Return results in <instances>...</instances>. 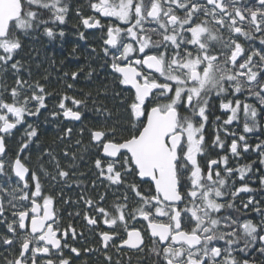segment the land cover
<instances>
[{"label":"snow or ice","instance_id":"6c2138e0","mask_svg":"<svg viewBox=\"0 0 264 264\" xmlns=\"http://www.w3.org/2000/svg\"><path fill=\"white\" fill-rule=\"evenodd\" d=\"M90 8L103 18L117 21L106 26L103 52L108 56L111 47L110 66L118 74V83L130 86L126 88L130 95L121 101L126 104V124L89 129V144L75 142L81 153L94 146L99 177L109 186L125 187L135 198L130 207L132 202L127 192L123 193L109 205L111 211L101 206L107 193L95 201L84 200L95 214H85L90 226L97 225L95 216L113 226L111 232L100 233L103 248L107 250L113 242L111 247L117 253L124 246L144 253L147 235L153 264H256L250 257L252 252L264 256V222L257 225L245 220L241 224L224 214L236 209L240 193L254 191L247 183L235 187L236 181L231 179L238 173L239 180L244 181L252 164L233 169L228 167L227 155L211 159L204 132L213 96L235 97L247 92L264 106V0H97ZM67 12L63 0H0V71L10 68L17 73L11 88L0 83V217H4L10 234L0 236V242L11 247L16 238L19 244V254L6 264H37L38 257L52 255L57 259H42V264H71L63 249L69 248L77 257L81 254L67 243L69 234L75 239L76 229L71 224L61 226L54 197L44 194L40 176L28 166L30 158L27 162L21 158L34 139H39L38 128L27 123L26 117H39L52 93L39 80L21 79L18 74L23 65L14 60L23 47L22 35L43 28L50 38L63 37V31L57 33L48 25L64 23ZM82 23L86 28L104 27L94 17L83 18ZM80 35L83 38L84 34ZM257 41L259 47L255 46ZM79 74L73 71L71 77L76 79ZM44 79L47 81L46 76ZM101 94H108L106 85L97 91V97ZM68 99L63 96L57 107L65 118L80 121L82 113L65 106ZM72 103L86 107V101L73 98ZM220 107L230 115L216 129L211 147L224 148L223 129L225 135L235 137L230 144L233 156H240L241 150H253L264 164V141L253 148L245 135L237 137L226 127L240 119L242 110L243 132L252 133L257 128V108L240 99L222 101ZM96 111L112 116L103 104ZM25 124L20 148L14 159L9 158L5 137ZM71 132L67 129L65 135L70 137ZM64 155L73 161L69 170L83 158L77 152L66 151ZM44 156L54 163L55 176L44 168ZM38 160L42 174L53 181L57 176L69 177V171L60 167L51 151L42 153ZM260 182L264 185V177ZM144 183L152 187L142 189ZM92 184L95 187V181ZM256 204L249 198L242 206L248 209ZM254 210L264 216L258 206ZM6 211L11 212V222H7ZM137 217L147 222L144 232L127 228V219ZM118 224L127 239L119 234ZM117 239L119 244L114 243ZM93 251L97 250L85 249L86 254ZM246 255L249 258L238 259ZM105 256L108 264H113L107 251Z\"/></svg>","mask_w":264,"mask_h":264},{"label":"flooded vegetation","instance_id":"af4514ba","mask_svg":"<svg viewBox=\"0 0 264 264\" xmlns=\"http://www.w3.org/2000/svg\"><path fill=\"white\" fill-rule=\"evenodd\" d=\"M64 3L67 4L68 12L65 18L64 23H56L53 25L50 23L48 26L53 27L54 31L57 33L59 31H63V37L57 35L54 38H50L44 34L43 28L38 31L31 33H38V39L32 41H38L40 45H47L50 48L51 59L53 60V79L50 80L55 86L54 88L60 89L59 92L63 94V96H68L69 99L65 100V106L67 108H72L73 111H82L86 108L84 105L74 106L72 103V99L82 100L79 97L74 96L75 92L83 93L84 89L87 91L88 84L90 82L89 72H92L91 76L98 75L101 77L100 81L102 82H113L117 83L118 87L121 89L124 88L126 91L127 87L118 83V74L114 73V70L111 68L112 63V51L110 47L109 55L106 56L103 52V48L105 47L104 41L106 40V26L116 24L117 21L114 18H103L100 14L96 13L95 10L90 8V3L97 2V0H63ZM179 14V13H178ZM86 17H94L95 19H100L101 26L104 27H95V28H86L82 20ZM120 26L124 27L123 22H120ZM80 33H83V38ZM227 35V34H226ZM240 42L244 44L245 48L248 47V44L245 43L244 39L241 38ZM256 47H259V42L257 41L255 44ZM83 53L84 59L79 60V54ZM93 54L95 56L93 67L89 70V59L86 58V54ZM76 56V57H74ZM63 60L61 61L58 60ZM79 60V61H77ZM73 61H77L75 64L76 71H79L80 74L76 79L71 77L72 70L69 68L72 65ZM98 67V72H95V67ZM82 70V71H81ZM65 73H68L65 76ZM71 85V87H68ZM46 88V87H45ZM47 90V89H46ZM48 91V90H47ZM247 92L243 94H237L235 97L231 95L223 96V97H215L213 96L210 100L208 106V122L205 125V140L206 144L209 146L207 151L210 154L211 159H219L222 156L227 155L229 157L228 167H232L236 169L239 165L244 164H252V171L247 173L244 181H240L238 178V173L234 174L231 178L236 181L235 187H240L242 183H247L254 191L252 193H240L238 198L235 201L236 205H239L238 208L241 207L240 211H237L236 214H231L230 212L224 213L225 215L232 216L233 219L239 220L242 224L245 220H251L253 223L259 225L260 222H264V216L261 213L256 212L254 210L255 206H258L261 210L264 211V200H257L256 196H258V192L263 189L264 185L261 184V177H264V164L260 163L261 157L253 150L249 152L240 151V156H233L230 152V144L233 136L225 135L223 129H221L220 135L221 139L224 141V148H212L211 144L216 135V129L221 128L222 122L227 119V112L225 109L220 107L221 102H227L229 99H239L241 97L244 101H249L247 97ZM74 96V97H73ZM242 102V103H243ZM87 106V105H86ZM59 109V108H58ZM60 110V109H59ZM218 110L220 114V120H213L210 117L212 111ZM61 111V110H60ZM61 116L63 119H58L59 122L66 124V129H71L72 133H74V128L76 127L77 140H80L83 144L90 142V135L87 126H84L83 123H87L88 121H84V116L82 113V119L79 122L73 120H67L64 118L61 112ZM264 124V123H263ZM262 124V129H263ZM19 127V126H18ZM228 132L235 133L238 137L239 135H245L248 143L253 146L255 144L264 141V135L256 133L257 131H253L252 133L245 134L243 132V127H240L239 124L234 121L231 125L226 126ZM83 130V131H81ZM15 130H13L14 132ZM264 131V129H263ZM12 132V133H13ZM62 142L61 150H51L55 159L59 160L60 167L64 170L69 171V177L66 179H61L58 176L56 180L53 181L51 176L56 175V169L54 163H50V158L44 156L43 165L44 168L51 174V176H44L38 167L39 160L38 158L41 156L40 154L46 153L41 152L38 153V158L32 159L34 156L33 152L27 150L24 153H21V158L25 159L30 158L31 163L28 164L30 169H34L37 172V175L40 176L42 190L45 195H52L54 197L53 207L57 212V216L59 217V223L63 228H67L69 224H71L77 232L75 239L71 237L67 238V243L71 247H76L80 250V256L77 257L75 254L70 252L69 248L63 249V256L66 258H70L71 264H108L105 256V251H107V255L112 257V262L115 264L116 261H119L120 264H153V259L148 253V248L151 247V242L148 240L147 235H145V244L147 247L145 248L144 253L137 252L135 250H130L128 246L121 248L120 252L117 253L116 249L110 247L105 250L102 246V237L100 233L104 231L111 232L112 227L110 225L103 224V217L95 216L98 223L97 225H89L87 220L85 219V214L88 216H94L93 210L84 203V200L91 198L94 201L99 198V195L102 193H107L106 201L101 203V206L108 208L111 211L109 205L117 199V197H121L123 193L127 192L129 196L130 207L135 203V198L133 194L128 191L125 187L122 186H109L108 182L103 178L99 177L98 172L94 167V160L97 158V154L94 150H89L87 153H81L80 146L76 145V141L73 142L71 136L61 137ZM7 136L5 137V145L6 152L9 158L14 159L16 154L15 152L8 151L7 146ZM72 140V141H71ZM239 143V142H238ZM73 146V147H72ZM76 148V150H74ZM239 150V149H238ZM77 152L78 157L83 155L82 159H77L75 162V167L69 170V165L73 163V161L64 155V152ZM103 159V157H100ZM255 158V160H253ZM201 166L204 167V160L200 159ZM258 164V165H257ZM221 173L223 174V165H221ZM131 179V178H130ZM256 180V181H255ZM95 181V187H93L92 182ZM139 183V181H136ZM231 183V180L229 181ZM15 181H13V184ZM31 183V182H30ZM142 189H147L152 187L149 183H144L141 185ZM234 190V188H233ZM251 198L253 201L257 202L256 205H249L248 209H244L242 204L246 203L248 199ZM30 207V205H26ZM6 209L9 207L7 205V201L5 200ZM7 217V222H11L13 219L11 212L6 211L4 214ZM146 221L143 220L142 217H137L136 220L127 219V228L128 230H132L133 228L140 229L144 232ZM119 229V234L127 239L126 232L123 230L122 226L118 224L115 226ZM22 235V233H20ZM243 235L242 231L239 233ZM264 234V233H261ZM9 232L6 227V222L4 217H0V236H9ZM63 243V241H62ZM114 243L119 244L120 240L117 239ZM223 245V242H220ZM243 245L241 244V247ZM85 249H96L97 251H93L91 253H85ZM19 254V244L18 240L14 238V243L11 247L4 245L0 242V264H6V261H10L14 259L15 256ZM52 258L53 260L57 259L55 255L51 257L43 256L37 258V264H42V259ZM239 258H249L247 255ZM250 259L255 260L256 264H264V256H260L258 252H252Z\"/></svg>","mask_w":264,"mask_h":264},{"label":"trees","instance_id":"16d2710c","mask_svg":"<svg viewBox=\"0 0 264 264\" xmlns=\"http://www.w3.org/2000/svg\"><path fill=\"white\" fill-rule=\"evenodd\" d=\"M48 18L47 15L44 17ZM38 33H29L26 36L22 35L20 37L23 47L19 50L18 54L14 57V60H19L23 67L20 69L19 77L21 79H28L29 82L34 80H39L40 83L44 84L48 92L52 93L51 96L46 98L47 109H41V114L39 117H26L27 123L33 124L38 128L39 139L33 141L30 144L29 151L33 152L34 156L32 159L38 158V153L51 151V150H61L62 139L65 138V129L66 124L59 122L58 119H63L61 116V111L58 109V105L63 97V94L59 92L60 89H55L53 86V82L50 81L53 79V60L51 59V50L47 45H40L38 41H32L38 39ZM84 54H79V60L84 59ZM76 57V56H74ZM86 58L89 59L88 66L89 70L93 67V63L95 60V56L93 54H86ZM77 60V61H79ZM58 61H62L61 58ZM77 61H73L69 70L76 71L75 64ZM92 63V64H91ZM95 72H98V67H95ZM30 73V76H29ZM47 77V81H45L44 77ZM17 78V73H15L10 68L6 71H0V83L7 85L9 88L14 86L15 79ZM90 82L88 84L87 91L84 89L83 93H77L74 91V96L79 97V99H83L86 101V108L82 111L84 121L87 123H83L84 126H87V129H95L100 127L101 125L107 124L111 126L114 123L126 124L127 122V112H126V104L121 103L122 100H126V98L130 95L129 92L125 91L124 88L121 89L118 87L117 83L113 82H102L100 81L101 77L98 75H93L89 77ZM107 86V95L101 94L97 97V91L102 87ZM88 93H91L92 96L89 98L87 96ZM115 93H120L119 96L115 95ZM73 96V97H74ZM68 97V96H67ZM249 101H244L249 104H252L257 108V128L256 133L264 135V131L262 129V124L264 123V106L260 105L258 100L254 96L247 95ZM5 98H8V94H5ZM239 99L243 102V99L239 97ZM95 100V104L93 103ZM107 107V109L112 113L111 118H108L102 111L97 112L96 109L101 105ZM52 112H57V116H52ZM220 111L214 110L212 111L210 118L215 120L218 117ZM240 119L236 121L240 127H243L244 118L243 111L241 110L239 113ZM27 125L19 126L10 136H7V148L10 152L17 153L20 148L21 137L23 136L24 128ZM74 133L71 134V139L73 142L76 141L77 133L76 127L74 128ZM72 141V140H71ZM89 144V142L84 143ZM73 147V146H72ZM76 150V148H74ZM94 150V146L89 149ZM41 155V154H40ZM255 160V158H253ZM258 165V164H257ZM256 181V180H255ZM261 191L258 192V196H256L257 200H264V187H262ZM239 205H236L235 210H229L231 214H236L237 211L241 210V207L238 208ZM263 211V210H262ZM260 224L262 223L261 221Z\"/></svg>","mask_w":264,"mask_h":264},{"label":"water","instance_id":"95a60500","mask_svg":"<svg viewBox=\"0 0 264 264\" xmlns=\"http://www.w3.org/2000/svg\"><path fill=\"white\" fill-rule=\"evenodd\" d=\"M65 118V117H64ZM65 119H67V120H73V119H71V118H65ZM73 121H76V120H73ZM76 122H79V121H76ZM263 129H264V124H263ZM145 179H147V178H145ZM125 247V246H124Z\"/></svg>","mask_w":264,"mask_h":264},{"label":"rangeland","instance_id":"374dc122","mask_svg":"<svg viewBox=\"0 0 264 264\" xmlns=\"http://www.w3.org/2000/svg\"><path fill=\"white\" fill-rule=\"evenodd\" d=\"M226 112H227V114H226L227 116L230 115V112H229L228 110H226ZM239 113H240V112H239Z\"/></svg>","mask_w":264,"mask_h":264}]
</instances>
